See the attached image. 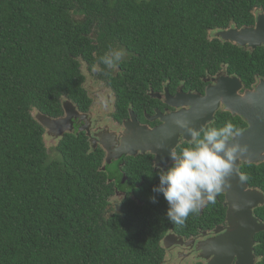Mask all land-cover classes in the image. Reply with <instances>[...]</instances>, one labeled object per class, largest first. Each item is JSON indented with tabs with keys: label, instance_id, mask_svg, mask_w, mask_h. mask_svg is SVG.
I'll use <instances>...</instances> for the list:
<instances>
[{
	"label": "trees",
	"instance_id": "obj_1",
	"mask_svg": "<svg viewBox=\"0 0 264 264\" xmlns=\"http://www.w3.org/2000/svg\"><path fill=\"white\" fill-rule=\"evenodd\" d=\"M255 12L264 0H0V264H160L165 235L194 231L191 214L183 225L168 219L150 185L114 207L101 153L66 134L51 157L35 115L88 98L81 67L117 45L128 55L110 87L123 105L147 79L202 89L222 64L249 85L264 75V57L214 33L253 24ZM241 167L264 192V164ZM254 214L264 222V204ZM224 215L217 210L212 226ZM255 241V264H264V230Z\"/></svg>",
	"mask_w": 264,
	"mask_h": 264
},
{
	"label": "flooded vegetation",
	"instance_id": "obj_2",
	"mask_svg": "<svg viewBox=\"0 0 264 264\" xmlns=\"http://www.w3.org/2000/svg\"><path fill=\"white\" fill-rule=\"evenodd\" d=\"M261 13L263 12H255V21L251 25L232 26L226 29L254 27L256 19ZM219 31L215 32L214 36L221 41H225L218 34ZM236 45L249 55L255 53L264 57V43L256 47ZM81 68L85 77L84 87L88 98L80 97L78 98L80 100L65 98L61 100V113L51 117L69 116L71 129L64 131L60 136L49 135L45 129V141L49 147H54L61 137L66 134H73L86 139L92 151L100 152L102 158L99 169L105 172L107 176L106 183L113 192L110 201L114 207H118L127 197H136L135 191L145 189L144 187L149 185L148 189L157 186L159 184L158 170L160 168L166 170L172 163L170 150L179 153L182 148L191 146V139L189 141L185 140L183 133H178V138H176L175 145H173L175 138L168 136V134L175 133L173 128H170L169 133L163 131L162 137H152L146 133L163 127V125L168 126L171 122H167L171 121L170 116L175 112L188 110L191 106L184 104L188 100L186 98L187 94L203 96L207 86H217L220 80L227 79L229 81L237 78L241 84L238 93L244 95L246 91L256 90L259 83L264 80V75L255 73L252 76V83L247 85L238 73L229 72L228 66L222 64L215 72L208 73L203 78L205 85L202 89H185L182 81L171 82L164 80L162 77L154 83L147 79L148 87L146 88L145 85L144 93L139 99L135 100L134 98V103L123 105L122 98L110 87L112 84L111 77H117L120 74V67L112 71L110 75H105L106 70L103 71L99 63L91 69L89 65H83ZM98 93L103 94L98 96ZM102 99L104 100L103 108L107 110L106 116L101 114L99 108ZM67 100L74 106V108L69 106V114L64 109V102ZM221 115H224L223 119L218 120ZM177 120L175 119V123ZM229 121L239 127L240 133L249 128V122L246 118L233 115L226 109L225 104L220 103L218 109L214 112L213 118L202 129L213 126L219 127ZM108 153L117 155V157H112L110 162H107ZM243 163L245 162H240L237 171L245 180L247 188L257 189L264 193L259 187L249 185L246 182L242 172L245 167H241ZM251 164L262 165L264 161ZM226 194V189H224L218 194L215 204H205L198 215L191 214L192 218L195 219L194 224L198 225L194 231L186 229V234L175 232L167 234L176 235L178 242L165 247L164 239L167 235L163 237L162 244L165 248V259L160 264H206L212 258L213 255L208 256L209 258L202 256L204 252L200 248V244L226 230L228 226L226 219L227 206L225 205L227 202ZM115 201L116 204L113 203ZM222 209L225 212L223 222L212 226V220L217 210L222 214ZM254 216L257 217L255 214ZM257 218L262 221L261 218ZM202 225H206V228L202 229ZM218 228L223 229L217 232L216 229ZM256 260L255 255V263ZM232 264H235V261Z\"/></svg>",
	"mask_w": 264,
	"mask_h": 264
},
{
	"label": "water",
	"instance_id": "obj_3",
	"mask_svg": "<svg viewBox=\"0 0 264 264\" xmlns=\"http://www.w3.org/2000/svg\"><path fill=\"white\" fill-rule=\"evenodd\" d=\"M220 37L241 46L256 47L264 43V12L259 14L254 27L241 29L232 28L220 30ZM240 80H220L217 86H207L205 95L187 94L188 99L185 105H190L188 110L175 112L170 116L171 122L168 126L163 125L154 131L146 132L152 137H162L163 131L170 132V128L175 129V142L178 133H183L185 140L191 139L190 134L180 128L175 119L187 121L190 127L201 130L204 125L213 118L214 112L220 103L225 104L226 109L233 115H240L249 122V128L240 133L230 143H240L247 145V151L242 153L234 166L233 172L226 178V200L228 226L214 238L201 242L203 249L202 256L212 258L206 264H254L255 235L264 230V223L254 216L253 210L257 206L264 204V193L257 189H249L237 169L240 162L253 163L264 161V80H262L254 91H246L240 95ZM69 106H74L67 100L64 102V109L69 114ZM37 121L47 130L49 135L60 136L64 131L71 129V119L69 116L62 118H52L43 113L36 114ZM173 123V125H172ZM166 127V128H165ZM107 162H110L112 155L108 153ZM223 228H218L220 231ZM177 236L169 234L164 239L165 247L178 242ZM177 240V241H176Z\"/></svg>",
	"mask_w": 264,
	"mask_h": 264
},
{
	"label": "clouds",
	"instance_id": "obj_4",
	"mask_svg": "<svg viewBox=\"0 0 264 264\" xmlns=\"http://www.w3.org/2000/svg\"><path fill=\"white\" fill-rule=\"evenodd\" d=\"M127 50L110 46L99 57V63L110 75L125 61ZM177 125L190 134L191 146L179 153L170 150L171 165L158 170L159 184L153 188L162 193L168 202L167 217L177 225H183L190 214H199L205 204H215L218 194L225 189L226 178L233 172L239 156L247 151V145L230 143L240 135V129L232 122L222 126L197 130L187 121L178 119ZM155 202V197L152 198Z\"/></svg>",
	"mask_w": 264,
	"mask_h": 264
},
{
	"label": "rangeland",
	"instance_id": "obj_5",
	"mask_svg": "<svg viewBox=\"0 0 264 264\" xmlns=\"http://www.w3.org/2000/svg\"><path fill=\"white\" fill-rule=\"evenodd\" d=\"M85 72H86V70H85ZM102 90H104L103 88H102ZM102 94L103 93H98V96H102ZM103 99H104V97H103ZM102 99V102L101 103H99V108H100V112H101V114L103 115V116H106V109H104L103 108V106H104V100ZM36 116V115H35ZM49 152H50V156L51 157H54V156H56V152H55V150L54 149H52V147H49ZM114 204H116V201L115 202H113Z\"/></svg>",
	"mask_w": 264,
	"mask_h": 264
}]
</instances>
